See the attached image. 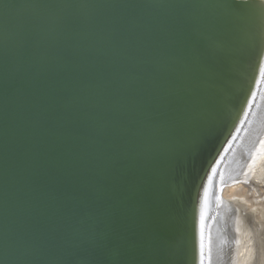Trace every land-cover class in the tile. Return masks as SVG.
I'll use <instances>...</instances> for the list:
<instances>
[{
  "label": "water",
  "instance_id": "water-1",
  "mask_svg": "<svg viewBox=\"0 0 264 264\" xmlns=\"http://www.w3.org/2000/svg\"><path fill=\"white\" fill-rule=\"evenodd\" d=\"M263 137L264 0H0V264H238Z\"/></svg>",
  "mask_w": 264,
  "mask_h": 264
},
{
  "label": "bare ground",
  "instance_id": "bare-ground-1",
  "mask_svg": "<svg viewBox=\"0 0 264 264\" xmlns=\"http://www.w3.org/2000/svg\"><path fill=\"white\" fill-rule=\"evenodd\" d=\"M259 155L246 168L244 179L254 182H234L224 190V198L255 214L256 223L246 224L244 215L237 213V238L241 245L236 248L238 264H264V137L259 142Z\"/></svg>",
  "mask_w": 264,
  "mask_h": 264
}]
</instances>
